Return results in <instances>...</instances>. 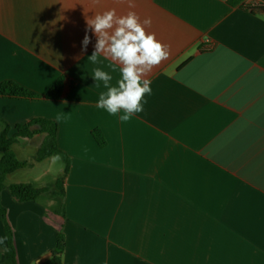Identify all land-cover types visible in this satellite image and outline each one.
<instances>
[{"label":"crops","instance_id":"0c3cea01","mask_svg":"<svg viewBox=\"0 0 264 264\" xmlns=\"http://www.w3.org/2000/svg\"><path fill=\"white\" fill-rule=\"evenodd\" d=\"M230 1L0 0V83L42 96L0 97V132L54 121L70 159L64 200L1 193L17 264L50 260L58 233L61 264H264V0ZM109 9L151 18L146 31L170 48L127 122L97 107L107 89L92 77L99 68L116 86L121 66L88 60L97 37L86 20ZM61 76L62 97L44 98ZM29 128L11 146L27 166L5 185L54 189L64 163L37 161L46 133Z\"/></svg>","mask_w":264,"mask_h":264},{"label":"clouds","instance_id":"9594fccd","mask_svg":"<svg viewBox=\"0 0 264 264\" xmlns=\"http://www.w3.org/2000/svg\"><path fill=\"white\" fill-rule=\"evenodd\" d=\"M126 2L130 9L135 7V0ZM86 23L97 37L95 51L88 60L96 64L98 57L103 54L121 66V78L116 86H110V74L99 68L94 69L93 79L102 81L107 89L100 94L97 107L112 115L123 111L124 114L119 118L121 122H127L133 114L143 111L142 102L146 94L152 91L151 81L146 77L154 67L169 58L170 48L159 41L155 33L146 31L151 26V18L141 22L135 11L117 15L115 9H109L87 18ZM89 42V36L85 35V49ZM96 86L99 87V84ZM53 159L58 160L59 156Z\"/></svg>","mask_w":264,"mask_h":264},{"label":"trees","instance_id":"16d2710c","mask_svg":"<svg viewBox=\"0 0 264 264\" xmlns=\"http://www.w3.org/2000/svg\"><path fill=\"white\" fill-rule=\"evenodd\" d=\"M242 1V0H237ZM231 4H235L233 0ZM67 80L64 76L58 78L53 84L50 90L44 95V98L50 100L60 99L64 93ZM0 97L4 98H24V99H40L42 96L32 92L25 87L19 85L14 81H5L0 83ZM31 125L39 126V131L46 133L44 142L38 149L37 161H43L49 157L59 156V159L64 163V174L61 178L56 181L54 189L50 188H36L31 184H12L6 187V177L22 168L27 166V162L20 161L16 158L15 154L11 151V146L18 140L19 137H30L34 132L30 131ZM17 133L10 136V127L4 123L3 129L0 132V152L2 158L0 159V220L4 225V231L6 236V250L0 252V264H17V254L14 244V235L12 228L8 222L5 208L1 204V193L3 190L8 189L11 196L18 202H34L41 195L50 193L54 198L64 200L65 189L64 179L69 172L70 159L61 151L57 143V123L51 120L38 119L26 126H17ZM98 144L103 147L105 146V139L103 134L95 130L93 133ZM64 207L58 211L59 214L64 215ZM65 246V237L63 233H58L56 236V243L53 249V255L50 260L44 264H61V255Z\"/></svg>","mask_w":264,"mask_h":264}]
</instances>
